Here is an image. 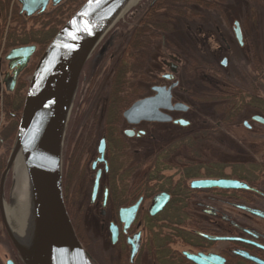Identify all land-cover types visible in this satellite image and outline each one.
I'll return each mask as SVG.
<instances>
[{"label": "flooded vegetation", "instance_id": "flooded-vegetation-1", "mask_svg": "<svg viewBox=\"0 0 264 264\" xmlns=\"http://www.w3.org/2000/svg\"><path fill=\"white\" fill-rule=\"evenodd\" d=\"M75 1L58 0L54 3L53 0H47L44 8L40 6L28 13L27 6L24 9L21 0H0V113L9 116L7 124L0 132L2 138L5 137L4 134L13 131V114L20 111L22 92L28 76L30 73L32 76L39 59L55 37L47 43V38L54 32L53 25L59 19L58 12H66L69 3L72 5ZM189 4L193 3L147 0L141 6L143 15L139 24L130 31L123 52L120 56H111V61L115 60L111 69V82L115 89L118 81L126 86V93L120 97L123 109L119 113L112 108L104 118L105 133L98 140L96 157L90 163L92 174L86 175V178L83 176L78 195L80 199L88 200V205L92 206L101 218V230H104L107 214L110 215L111 222L108 223L106 232L110 246L117 250L116 255L119 256L115 264H139L143 255L150 256L152 264H264V194L259 190L264 187V155L263 160L211 161L206 159V148L195 147L198 134H213L221 129V125L239 127L241 118L251 109L252 115L245 119L241 126L248 131L252 129V125L263 126L255 120H264L260 55L256 56L258 64L254 60L256 64L251 63L250 69L253 72L248 74L247 70H244L245 72L240 71L232 77L226 73L229 67L227 58H219L216 64H204L197 54L193 53L194 46L191 49L188 44L185 52H188L189 57L174 49V56H168V61H161V66L165 67L167 72L161 74L160 79H156L145 67L140 79L131 74V62L140 59L138 56L142 58L147 52V60L152 62L148 52L154 44L148 43L150 39L160 40L163 47L168 44L166 41H169L173 34L170 28H173L179 19L186 23L191 20V24L195 25V22L205 21L203 11L197 12L198 10L193 8L198 4L194 3L193 7ZM205 5L217 8L212 2L205 1ZM28 20L38 25L43 22V25L41 24L36 32L31 25L28 33L23 35L28 41L23 43L20 29L25 30L23 24ZM6 21L15 24L13 29L4 28ZM195 25L193 30L187 28L185 32L192 42L197 41L198 45L205 46L206 50L213 51L218 57L228 52L230 46L224 28L216 27L212 32L204 31ZM14 28H18L19 32ZM138 28L141 30L142 42L136 39L137 42L134 43L133 38H136ZM230 33L237 48L245 47L247 40L248 50L252 51L251 38L243 32L239 22H233ZM214 39L217 41L216 48L211 47L213 41L210 40ZM111 41L109 39V42L100 48L97 60H102L101 57L107 53L108 46H113ZM14 42H17L16 45H13ZM22 48H32L25 63L21 57L8 58L13 51ZM183 61V71H188L190 81L204 83V96L207 98L200 100L194 94L192 103H205L211 113L221 116L224 124L220 122L221 124L210 130L187 134L188 136L182 138L176 137L149 156V147L141 145L140 151L137 147H132L131 143L148 141L149 138L145 137L148 128L187 129L190 122L182 115L197 110L196 106H189L183 100L187 91L181 86V78L178 79L179 65ZM244 61L241 64L247 67L248 64ZM85 66L84 63L80 74ZM127 75L131 78L130 81L125 79ZM166 91L170 96L168 107L179 105L185 110H165L163 94ZM135 92H141L142 96L130 102L127 96L132 98ZM154 98L156 101L150 110L167 117L168 121L130 123L124 118V113L136 102ZM2 141L0 138V142ZM142 153L145 154L143 157L140 155ZM204 181H231L247 188L192 187L194 183ZM133 246L136 248L134 255ZM83 249L93 263L94 260L86 248Z\"/></svg>", "mask_w": 264, "mask_h": 264}, {"label": "rangeland", "instance_id": "rangeland-1", "mask_svg": "<svg viewBox=\"0 0 264 264\" xmlns=\"http://www.w3.org/2000/svg\"><path fill=\"white\" fill-rule=\"evenodd\" d=\"M84 1L86 0H76L72 5L70 2V6L66 8V12H58L59 19L58 21L56 20L57 23L53 25L52 32H54L47 38V43L55 36L57 31L60 30L64 23ZM146 1L147 0H141L130 7L122 17L117 19L108 32L101 38L102 40L94 47V50L89 56V60L86 61L87 63L85 62L86 66L84 70L79 74L62 131L63 136L61 138L59 152V177L62 198L74 232L83 247L86 248L90 256L93 258L94 264H115V261L119 258V256L116 255L117 250L110 246L108 233L106 232V227L108 223L111 222V218L110 215L107 214L108 216H106L104 220V230H101V218L92 206L88 205V200L79 198L78 191L80 192L84 178L92 174L90 172V163L96 157L95 148L97 147V142L102 134L105 133L103 130L104 118L107 117L108 113L113 109L119 113L123 109V101H120V97L126 93V86H123V83L118 81L117 88H114V85L111 82V69L114 66L115 60L111 61V56H120L123 52L130 31L135 25L139 24L143 15V7L141 8V6L144 5ZM205 1L212 2L217 8H209L205 5ZM192 3L193 4H189V6L192 5L191 7H193L194 3L199 5L193 8H195V10L197 9V12L203 11L202 16L205 17V21L202 23L195 22V25L194 23L191 24V20L186 23L182 19H179L173 28H170V32L172 31L173 34H171L168 39L169 41H166L168 44L163 47L160 44L162 43L160 40L150 39L148 43L154 44V47L150 48L152 50H149L148 52L152 62L150 63L147 60L148 56L146 54L147 52H145L142 58L141 56H138L137 58L140 59H134L131 62V74L140 79L141 72L145 67V70L153 73L156 79H160L161 74L167 72L165 67L161 66V61H168V56H174V53L176 52L174 49L180 50L181 54L189 57L188 52H185L188 44H190L191 49H193L194 46L193 53H195V55L197 54L196 56L204 64H216V62L219 61V58H227L229 67L226 70V73L231 74L232 77H235L240 71L245 72L247 70L246 73L253 72L252 69H250L251 63L258 64L256 58L258 57L257 55H260V88L262 91L261 97H264V0H200V2L192 0ZM206 9L208 10L206 11ZM186 18H188V16H186ZM7 22L8 21H6V26L4 24V28L10 27V29H13L12 27H14L13 25L15 24L13 22ZM233 22H239L243 28V32L251 38L250 42L252 44V51L251 49L248 50V44L246 45L247 40H245V47L242 48H237L236 44H234V39L231 38L232 35L230 33ZM41 24L43 25V22H40L38 25L29 22V20L26 21L25 24H23L25 30L20 29L22 37L21 42L24 43L28 41L27 38H23V35L28 33L31 29V25L33 29H36L34 30L36 32L38 31V28L41 27ZM199 24L202 26H198ZM194 25L196 27H201L204 31L212 32L216 27L224 28L223 31L227 33L225 37L228 38L227 42L230 46L228 52L221 57H218L213 51L206 50L205 46L202 47L198 45L197 41L192 42L185 32L187 31V28L193 30L195 28ZM14 30L19 32L18 28H14ZM109 39L112 40L111 42L113 43V46H108L107 53L101 57L102 60H97L99 58L98 54L100 48L105 46L107 41L109 42ZM211 41H213L211 47L216 48V39L210 40V42ZM18 42L20 43V41ZM16 43L14 42L13 45H16ZM244 59L246 60L244 61ZM253 60L256 63L253 62ZM243 61L248 64L247 67L241 64ZM184 63L185 62L183 61L179 65L180 72L178 75V79L181 78V86L186 88L187 91V95H184L183 100L189 106H196L197 110H193L187 113V115H182L186 118V121L190 122V126L187 129L173 130L171 128H162L159 130L148 128L149 130L145 136L146 138H149L148 141L136 142L139 144L138 146L135 142L131 143L129 141L132 147H137L138 150H140L141 145L143 147H149L147 152L149 156L153 155L155 150L159 147L165 145V143H168L176 137L182 138L187 134H197L205 129L210 130L217 124L223 123L221 116H217L213 112L211 113V109L209 110V107L205 103H198V105L197 103H192L194 94L196 98L198 97L200 100L206 99L207 97L204 96L206 95L203 88L204 83L191 82L188 71H183L185 67ZM124 71H126V67ZM30 76L31 73L28 76L25 88L22 92L20 111L19 113L13 114V131L10 134H4V138L0 135L1 141L3 139V141L0 142V179L14 149L19 120L23 108V101L31 78ZM125 79L129 81L131 80L129 75H127ZM194 88L195 90H193ZM132 95V98L129 95L127 96V99L130 100V102L132 100L140 99L142 93L135 92ZM110 101L115 102L111 103ZM128 104L129 102H127V105ZM252 113L253 110L251 109L243 115L239 127L221 125V129L219 131H214L215 133L213 134H198L195 139V147L206 148L208 150L206 152V159L211 161L236 162L242 159L249 161L263 160L264 127L252 125V129L248 131L241 126V123L252 115ZM8 117L0 113V132L7 124ZM140 155L143 157L145 154L142 153ZM14 166L13 163L12 167L6 174L2 187V199L0 200V264H6L8 261L12 264H23L20 254L9 238L3 222H6L8 231H11L10 235L12 234L14 236L16 242L22 249V253H25V250L30 252L32 249L27 247V245H20V238L24 239L25 243H27V238L29 241H32L35 246L34 240L36 239L35 235L37 234L36 228L28 223L27 230L24 231V236H18L17 238L16 233L12 231L14 230L12 229L14 225H12L13 223L9 224L8 217L4 212V207H11L13 205L11 194L17 181ZM91 181L92 179L90 180V183ZM259 190L264 194V187ZM263 203L264 199H262V204ZM82 204L83 208L80 210ZM126 257L125 254V259ZM139 264H152V258L143 255L139 260Z\"/></svg>", "mask_w": 264, "mask_h": 264}, {"label": "water", "instance_id": "water-1", "mask_svg": "<svg viewBox=\"0 0 264 264\" xmlns=\"http://www.w3.org/2000/svg\"><path fill=\"white\" fill-rule=\"evenodd\" d=\"M57 1L53 0L54 3ZM125 1L99 0V2H96V0H86L55 35L39 59L30 78L23 101L14 149L0 179L1 200L4 179L12 167L16 153L19 151L22 155L25 170L40 208L39 212L44 223L42 226L46 225L43 228V245L39 246L35 242L34 250L30 252L25 250V253H22V249L16 242L14 236L12 234L10 235L11 231H8L6 222H3L9 238L20 254L23 264H54V259L60 262V257H57L55 254L57 248L64 254L68 264H93L77 239L63 202L59 177V152L63 128L59 134L58 126H61V124L58 125V120L60 116L59 111L57 113L55 112L56 106L57 109L61 108L62 111L66 107L69 108L82 67L91 51L102 38L94 42L96 34L102 28L101 26L107 18L114 11H117ZM21 2L23 8L26 9L27 6V12L31 13L40 6L44 8L47 0H21ZM116 21L115 19L113 24ZM91 42L93 44L89 52L88 48ZM31 50L32 48L15 50L8 58L21 57L23 58L22 62L25 63ZM75 51L78 52V57L72 76V93L70 96H68L69 94L65 96L58 85V81L63 66ZM163 96L165 110L184 109L179 105L173 108L168 107L170 100L168 91ZM154 101H156V98L136 102L124 113V118L130 123L140 121H168L169 119L167 117L158 115L150 110ZM67 113L66 111L65 114ZM255 120L264 126L263 119L256 118ZM192 187L196 189L214 187L222 189L247 188L243 184L231 181L197 182ZM37 231L40 238L39 227ZM37 239L36 237L34 241H37ZM132 249V255H134L136 251L135 246ZM6 264L12 263L8 261Z\"/></svg>", "mask_w": 264, "mask_h": 264}, {"label": "bare ground", "instance_id": "bare-ground-1", "mask_svg": "<svg viewBox=\"0 0 264 264\" xmlns=\"http://www.w3.org/2000/svg\"><path fill=\"white\" fill-rule=\"evenodd\" d=\"M141 0H126L125 3L121 4L120 7L118 8L117 11H114L113 14H111L107 20L103 23V25L101 26L102 28L98 31V33L96 34L95 40L94 42L98 41L106 32V30L112 26L113 22L115 21V19L117 20L118 18L122 17L123 14L125 13V11L132 5H135L137 2H139ZM93 42V40H92ZM89 44V52L90 49L92 47L93 43ZM78 57V52L75 51L71 54L69 60L67 61V63L63 66L60 77H59V81H58V85L60 86L63 95L70 96L72 93V88H73V82H72V76H73V72H74V68H75V63ZM68 98V97H67ZM69 108L66 107V109H64L63 111L61 110V108L57 109L56 106V112L57 113L59 111V124H61V126H58V133H61V129L63 128L64 125V121L66 119V111H68ZM57 126V125H56ZM14 168H15V175H16V185L13 189V192L11 194L12 197V202L13 205L11 207H4V212L6 214V216L8 217V221L9 224L14 225V227L12 229V231H14V233H16V237H22L24 236L25 232L27 230V224L30 223L29 225H33L34 228H36V230L39 227L40 230V238L38 236V231L37 234L35 235L38 239L37 241H35L36 243H38L39 246L43 245V228L46 225H43V220H42V216L40 211V208L38 206V202L37 199L34 195V191L32 189L29 177L27 175V172L25 170V166L23 163V159H22V155L21 153L18 151V153H16L15 155V159H14ZM42 220V222H41ZM46 235V234H45ZM18 240V239H17ZM20 245H27V247L31 248L32 250H34V244L32 241H29L26 238L27 243H25L24 239L20 238ZM56 256L60 257L59 260L54 259L53 262L54 264H68L64 254L60 251L59 248H57L56 251Z\"/></svg>", "mask_w": 264, "mask_h": 264}, {"label": "trees", "instance_id": "trees-1", "mask_svg": "<svg viewBox=\"0 0 264 264\" xmlns=\"http://www.w3.org/2000/svg\"><path fill=\"white\" fill-rule=\"evenodd\" d=\"M165 1H167V0H165ZM172 2H174V1H180V3H184V2H186V3H192V0H171ZM195 2H200V0H194ZM179 14H181V15H183V13H179ZM136 38H133V42L135 43V42H137V40H141V38H142V36H141V30L138 28V30H136ZM138 36V37H137ZM137 39V40H136ZM139 44H140V42H138V46H139ZM139 48H141V46L139 47ZM118 80H119V78H118Z\"/></svg>", "mask_w": 264, "mask_h": 264}, {"label": "snow or ice", "instance_id": "snow-or-ice-1", "mask_svg": "<svg viewBox=\"0 0 264 264\" xmlns=\"http://www.w3.org/2000/svg\"><path fill=\"white\" fill-rule=\"evenodd\" d=\"M96 2H99V0H96Z\"/></svg>", "mask_w": 264, "mask_h": 264}]
</instances>
